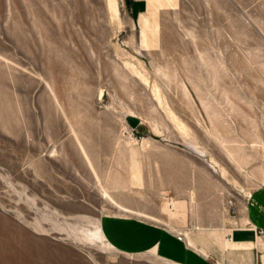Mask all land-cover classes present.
I'll return each instance as SVG.
<instances>
[{"label":"rangeland","instance_id":"rangeland-1","mask_svg":"<svg viewBox=\"0 0 264 264\" xmlns=\"http://www.w3.org/2000/svg\"><path fill=\"white\" fill-rule=\"evenodd\" d=\"M263 186L264 0H0V264H172L103 219L215 245Z\"/></svg>","mask_w":264,"mask_h":264},{"label":"crops","instance_id":"crops-1","mask_svg":"<svg viewBox=\"0 0 264 264\" xmlns=\"http://www.w3.org/2000/svg\"><path fill=\"white\" fill-rule=\"evenodd\" d=\"M102 229L121 251H150L172 264H264V186L246 197L225 226L223 239L228 240L221 238L215 245L140 217L104 218Z\"/></svg>","mask_w":264,"mask_h":264},{"label":"bare ground","instance_id":"bare-ground-1","mask_svg":"<svg viewBox=\"0 0 264 264\" xmlns=\"http://www.w3.org/2000/svg\"><path fill=\"white\" fill-rule=\"evenodd\" d=\"M94 169V168H93ZM98 177V176H97ZM103 194H104V196L106 197V198H108V199H110V201L112 202V203H114V204H116V205H118V206H120V208H123V210H126V211H129V209H127V208H125V207H123L122 205H120L114 198H113V196L112 195H110V193L106 190V189H103ZM133 211V210H132ZM145 216H147V215H145ZM148 217V216H147ZM149 218V217H148ZM187 233V232H186ZM185 233V234H186ZM181 237H183V236H181ZM228 243V242H227ZM3 247L0 245V254L2 255V253H3ZM44 252V251H43ZM24 253V252H23ZM38 258V257H37ZM51 259V258H50Z\"/></svg>","mask_w":264,"mask_h":264},{"label":"water","instance_id":"water-1","mask_svg":"<svg viewBox=\"0 0 264 264\" xmlns=\"http://www.w3.org/2000/svg\"><path fill=\"white\" fill-rule=\"evenodd\" d=\"M128 121L132 125V127H134V128L140 124L139 118H137L136 116H133V115H130L128 117Z\"/></svg>","mask_w":264,"mask_h":264}]
</instances>
